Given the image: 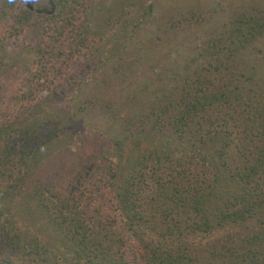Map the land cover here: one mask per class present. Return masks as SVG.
I'll return each instance as SVG.
<instances>
[{
  "label": "trees",
  "instance_id": "trees-1",
  "mask_svg": "<svg viewBox=\"0 0 264 264\" xmlns=\"http://www.w3.org/2000/svg\"><path fill=\"white\" fill-rule=\"evenodd\" d=\"M1 1L17 7L10 35L34 26L37 39L16 110L0 119V204L29 198L65 250L0 222V264H264V87L237 82L239 53L264 33V18L239 11L198 49L183 83L142 117L156 141L172 142L126 162L101 156L70 191L22 181L62 127L46 97L94 43L95 0H53L43 15ZM221 231L224 239L210 238Z\"/></svg>",
  "mask_w": 264,
  "mask_h": 264
},
{
  "label": "rangeland",
  "instance_id": "rangeland-1",
  "mask_svg": "<svg viewBox=\"0 0 264 264\" xmlns=\"http://www.w3.org/2000/svg\"><path fill=\"white\" fill-rule=\"evenodd\" d=\"M50 1L52 5L48 0H18L42 15L55 8ZM16 11V5L0 0V119L15 112L13 104L25 90L35 56L34 26L10 35ZM239 11L264 18V0H95L90 13L94 43L72 64L68 77L51 86L46 108L62 127L31 168L32 179L22 181L24 187L32 181L54 182L71 191L101 156L126 162L146 148L172 142L169 135L156 141L159 136L142 117L183 83L197 65L198 49L222 33ZM237 64L243 90L264 87V33L240 51ZM123 136L118 149L115 141ZM136 137L142 139L138 145ZM0 207V222L7 227L64 252L53 226L29 198L18 195ZM224 234L210 238L224 239Z\"/></svg>",
  "mask_w": 264,
  "mask_h": 264
},
{
  "label": "flooded vegetation",
  "instance_id": "flooded-vegetation-1",
  "mask_svg": "<svg viewBox=\"0 0 264 264\" xmlns=\"http://www.w3.org/2000/svg\"><path fill=\"white\" fill-rule=\"evenodd\" d=\"M49 1V3L52 5V2L50 1V0H48ZM30 7H32V5H30Z\"/></svg>",
  "mask_w": 264,
  "mask_h": 264
}]
</instances>
